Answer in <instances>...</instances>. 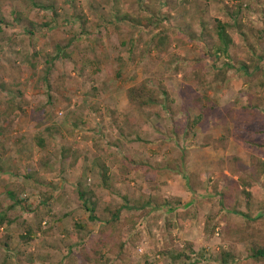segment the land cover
<instances>
[{"label":"rangeland","instance_id":"obj_1","mask_svg":"<svg viewBox=\"0 0 264 264\" xmlns=\"http://www.w3.org/2000/svg\"><path fill=\"white\" fill-rule=\"evenodd\" d=\"M49 4L56 15L41 9ZM235 6L239 15L230 17ZM151 14L154 23L148 22ZM0 16L9 23L0 28V207L11 204L5 196L10 188L20 192L28 210L16 206L8 214L12 223L0 228V264H76L81 248L93 246L98 228L81 209L78 182L98 199L102 221L108 206L126 202L138 208L121 210V216L140 217L135 228L142 230L141 240L130 242L132 231L123 227L122 251H105L108 264H180L184 258L174 261L160 252L191 256L187 243L199 253L192 264H220L216 259L222 250L231 255L229 264H264L246 258L237 239L221 234L225 223L218 219L222 214L242 230L246 219L235 210L249 216L253 228L261 222L252 220L264 215V174L255 175L264 148L253 144L264 135L248 137L238 127L223 138V127L235 124L226 115L225 126L212 109L245 113L247 97L260 94L255 87L246 89L241 73L230 74L220 87L209 66L215 19L231 26L233 39L220 63L249 64L251 46L264 50V0H0ZM161 29L169 37L162 53L151 45ZM58 46L63 47L60 57L50 61ZM140 83L153 91L158 104L137 112L126 90ZM11 97L20 111L7 110ZM199 104L210 116L195 129V138L182 139L184 120L197 115ZM49 127L51 132L45 131ZM40 134L46 145L41 152L35 142ZM45 157L48 164L42 167ZM101 165L110 189L100 181ZM248 175L249 199L238 182ZM221 188L230 194L222 212L213 194ZM45 191L53 199L38 206L39 192ZM181 191L188 196L183 202L171 195ZM147 200V208L139 209ZM74 222L86 227L77 229ZM38 224L52 229L48 236L37 232L32 240H19L27 226L36 230Z\"/></svg>","mask_w":264,"mask_h":264},{"label":"trees","instance_id":"obj_2","mask_svg":"<svg viewBox=\"0 0 264 264\" xmlns=\"http://www.w3.org/2000/svg\"><path fill=\"white\" fill-rule=\"evenodd\" d=\"M41 9H49L54 11V7L52 4L41 6ZM239 6H235L234 10H232L228 15L232 17L233 15L237 17L239 15ZM17 14V13H15ZM53 15H56L54 12ZM152 17L148 18L149 23H154L156 21L155 14ZM16 19V18H15ZM164 20V18H163ZM264 22V19H263ZM162 23V22H160ZM9 23L6 22L2 16H0V28L7 27ZM49 23H46L44 27H48ZM156 25V24H155ZM159 28V22L157 23V26ZM231 26L228 23H224L220 20L215 19L214 27L211 29V35L215 38V44L213 46V51L210 54V70L213 72V77L215 80V83H219L218 85L220 87L224 86V83L227 81V78L230 74H239L243 76V82L247 83L246 89H254L257 88L256 92L260 94L259 97H251L250 95L247 97L246 101L244 102V110H246L245 113H241V111L234 109V108H227L222 113V108L213 105L212 109L215 110L214 112V118H218L222 120L225 123V117L227 115V119L234 123L232 128L230 127H223L225 132L223 133V138H229V130L233 129V131H236L238 127H243L241 129H245L249 135H252L253 137H256L257 135H264V50H261L258 46H251L250 50L251 53L249 54V57L247 58L251 63H245L242 61L236 62L233 60H230L229 62H219L221 56L225 55L228 57L229 55V48L233 43V39L228 32V29ZM238 27V24L236 25ZM30 35H33V31H27ZM71 42L68 41L64 47H67ZM151 45L153 50L157 52H166L169 47V37L167 34L161 29L153 36V40L151 41ZM63 49V47L58 46L56 47L55 54H53L50 58V61L58 59L60 57V51ZM51 69V65H48L47 68H45V76L49 73ZM198 75V72H197ZM45 78V77H44ZM201 78V77H199ZM49 89V88H47ZM241 92L238 94L240 95ZM163 95L166 97V91L163 90ZM11 97V105L8 107L7 110L11 111H20V109L16 106L12 100H14ZM126 98L129 103V106L139 112L144 108H151L155 107L158 104V100L155 98L153 91L146 85V83H140L134 86L129 87L126 90ZM167 100V99H166ZM263 107V109H262ZM10 111V112H11ZM197 115L189 116V119L184 120L185 126L182 129V139H193L196 137V128L201 127L203 123L205 124V117L210 116L209 111L206 110L202 104L197 105ZM245 124V125H244ZM226 126V123L224 124ZM223 125V126H224ZM52 128H48L45 131L51 132ZM173 133L176 132L175 129L172 130ZM232 133V132H231ZM241 136V134H240ZM247 139V138H246ZM244 139V140H246ZM264 139V138H263ZM243 141V139H242ZM35 142L40 150H44L46 148L45 141L42 138V135H38L35 137ZM219 144L222 143L221 137L218 138ZM254 146L258 148H264V140L258 141L254 140ZM64 153L61 155L63 157ZM42 167H46L48 164V158H42ZM256 169V176H261L264 174V161H259ZM2 171V168L0 166V172ZM183 173V172H180ZM236 174V172H234ZM98 175L100 177V181L102 183L103 188L110 189V186L108 184L109 182V176L107 174V168L104 165H101L98 170ZM24 177L29 178V176L26 174ZM32 177V176H31ZM31 177L29 179H31ZM34 184L41 187L39 185V182L37 181V178H33ZM238 182L242 189V194L245 196V198L249 199L251 197V194L249 191L244 190L247 187H250V176H246L242 178H238ZM77 197L80 200V206L83 212L86 215V220L89 223H94L98 226L97 228V239L95 240L93 246L86 250L84 247L81 248V253L78 254L77 262L76 264H108L110 260L106 258L105 251L110 252L114 251V249H119V251H122V247L124 242L121 240V231L123 227L127 226V230L132 231L129 241H137L141 240L142 238V230L138 227L135 228L136 220L140 219V217L133 216L132 214H129L125 217L121 216V210L124 209H138L137 207H128L127 203H123L119 207H113L111 208L108 206L106 208V212L108 214V218L104 221L99 219V215L96 211L98 199L94 196V193L89 189L83 187L80 182L77 183ZM215 188V186H213ZM217 190V189H216ZM215 191L213 194H215L219 199V207L220 212L225 211L226 201L227 198L230 196L229 190L227 188H221L219 190ZM41 201L38 202V206L40 204H48L50 203V200L53 199L52 196H50L51 193L49 192H39ZM46 194V195H44ZM20 192H17L13 189L6 188L5 190V196L7 199L11 202L10 205L7 206V208L0 207V228L3 224L10 225L12 223V217L9 218L8 214L14 209L16 206H19L23 211H28L26 209V206L23 204L25 202V199L19 198ZM122 201L126 200L125 196H121ZM45 204V205H46ZM148 205V200L143 202L140 206V208H145ZM168 209L170 208V205H166ZM147 208V207H146ZM145 208V209H146ZM155 206H150L149 210L146 211V213H150L152 209H154ZM144 211V210H143ZM234 214H238L246 219L245 226L242 230H236L231 224L224 221V217L222 214H220V217L218 218L219 221H222L225 223V226L220 229V233H226L229 237L237 239V241L240 242V244L243 246V248L246 251V258H251L253 260L259 261L264 260V222L261 220L263 219L264 215L261 214L253 218V222H259L257 228H253L252 224L250 223V220L248 217L242 214L239 211L232 210L231 211ZM145 214V213H144ZM216 217V216H214ZM17 220V219H16ZM208 220H212V217H208ZM61 219L57 220V223L60 222ZM218 222V221H217ZM208 223V221H207ZM218 224V223H217ZM215 224V227L217 226ZM74 225L77 229H84L86 226L84 224L76 223L74 222ZM208 226H206L207 228ZM205 228V230H207ZM253 229V230H252ZM52 229L47 228L43 229L40 226V224L37 225L36 230L31 227L27 226L25 231L22 234H19V240L27 242L28 240H32L36 238L37 232L41 233L43 236H48V234L51 232ZM206 232V231H205ZM210 234L213 233V230H210L208 232ZM68 248V246L66 247ZM185 249L190 251L192 254L191 256L188 254H184L183 252H178L174 257L172 256V253L170 250H164L160 252V254H168L169 257H171L174 261L175 259L184 258L186 262H182L180 264H192V257L199 256V253L193 250V245L190 243H187L185 246ZM65 257V256H64ZM66 259V257H65ZM216 262L220 264H229L232 263L231 255L229 252H226L222 250L220 252L219 258L216 259ZM63 264V263H62ZM70 263V261L68 262Z\"/></svg>","mask_w":264,"mask_h":264},{"label":"crops","instance_id":"obj_3","mask_svg":"<svg viewBox=\"0 0 264 264\" xmlns=\"http://www.w3.org/2000/svg\"><path fill=\"white\" fill-rule=\"evenodd\" d=\"M216 153L217 154H214L215 156H219V157H221L222 156V153L220 152V151H216ZM210 188V187H209ZM207 191V190H206ZM209 192L211 193V191L209 190ZM170 193V192H169ZM171 195H173V196H177V197H179L180 199H182L181 200V202H183V201H185V199L188 197L187 196V194H185V192H183V191H181V192H178V193H175V194H172V192H171ZM182 207H184V205L182 204ZM165 208H168V207H165ZM204 209H206L205 207H204Z\"/></svg>","mask_w":264,"mask_h":264}]
</instances>
